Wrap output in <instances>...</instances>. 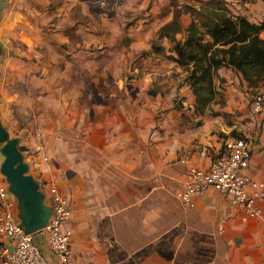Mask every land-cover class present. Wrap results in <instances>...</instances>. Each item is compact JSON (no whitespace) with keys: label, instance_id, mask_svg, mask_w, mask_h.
<instances>
[{"label":"crops","instance_id":"0c3cea01","mask_svg":"<svg viewBox=\"0 0 264 264\" xmlns=\"http://www.w3.org/2000/svg\"><path fill=\"white\" fill-rule=\"evenodd\" d=\"M148 1L124 0L108 16L112 12L101 10L97 0H0V12L7 7L9 16H16L4 20L8 35L1 38L0 32V108L10 105L8 98L20 96L17 89L26 76L50 95L48 126L40 135L44 146L41 149L31 138L32 146L22 152L27 174L38 184L55 186L70 201L73 237L68 264H264V229L256 220H244L243 212L224 195L207 191L190 206L175 197L184 187L188 167L207 168L219 153L218 131L232 127L246 133L249 123L223 125L227 106L218 105L220 115L205 112L201 124L193 126L197 117H182L191 110L159 109L149 98L150 83L162 84L176 63L163 56L164 46L176 54L192 21L199 35L204 27L194 18L196 11L211 0L198 7L184 5L181 13L169 9L167 20L157 28L162 52L156 47L153 55L150 31H142L141 43L134 41V29L125 18L133 11L146 12ZM257 2L264 10L262 0ZM18 3L32 15L62 17L67 26L48 38L38 27L19 22L24 10L12 9ZM83 16L98 18L69 23ZM174 19L178 30L161 32ZM181 31H186L182 43ZM38 71L45 73L44 85L38 83ZM261 124L258 135L251 137L257 166L264 169L258 152L264 142ZM4 129L23 146L21 135ZM38 148L45 154L36 152ZM31 152L37 155H27ZM2 160L0 154V164ZM43 186L44 204L50 207ZM8 197L17 222L32 224L34 218L21 209L19 198L11 192ZM49 217L50 212L47 221ZM36 242L43 248L41 239ZM43 254L48 264H61L47 250Z\"/></svg>","mask_w":264,"mask_h":264},{"label":"rangeland","instance_id":"374dc122","mask_svg":"<svg viewBox=\"0 0 264 264\" xmlns=\"http://www.w3.org/2000/svg\"><path fill=\"white\" fill-rule=\"evenodd\" d=\"M97 2L101 10L106 9L108 10L107 13L112 12L109 15L107 14L108 16L114 15V11L111 10H113L115 7H118L119 5L122 7L124 4V0H97ZM135 2L140 3L141 0H135ZM164 2L165 0H149L147 5L148 9L146 12H144V10L141 12L137 10L133 11L131 14L125 15L127 26H131L134 29V41L141 43L142 39H145L144 35H142V31L144 32L146 29L150 31V37L148 39L149 43H152V49L150 45L149 55H153V53H155L154 50L156 47L159 51L157 53L162 52V46L159 45L162 42V39H157V33L159 31H157V28L167 20L169 9L172 10L173 14L177 12L181 13L183 9L182 7L184 5L191 4L198 7L200 6V3L203 2V0H167L166 8L163 6ZM222 3L228 8V11L226 12L223 10L225 17L219 20L211 17V26L220 22L229 24L234 20L233 17L238 15H244L251 22L257 24L264 23V10L262 9L261 3L258 4L257 0H222ZM159 4L160 8L158 7ZM120 6L119 8H121ZM134 6H136V4L133 5V7ZM3 8L5 7H2V9ZM16 8L24 10V14L19 15L21 18L19 22L27 23L34 26L35 28L38 27L48 38H51L54 36L55 32L63 30L65 26H67L66 22H61L62 17L51 16L49 15V12L46 15H32L27 11L25 6L20 5L19 3L12 7V9ZM5 10L3 9L0 12V32H3L4 34L1 37L0 33L1 38L8 35L7 30L4 28V20L6 18L10 19L9 17H13L14 19L16 18V16H9L7 7ZM94 18L98 17H72V20L69 21V23H73L74 25L87 24L92 22ZM178 20L180 21L179 18ZM11 33H13V31H9L10 35ZM185 35L186 31L185 33L181 31L178 34V38L180 39L181 43L183 42ZM199 35L207 45L212 44V37L209 35L208 30L204 28L199 29ZM261 35L264 37V29L261 31ZM164 47L166 48H164L165 50L163 54L165 57L168 56L170 58L181 55L179 52L176 54H170L168 49L169 46L167 44ZM159 57L162 59L161 56ZM181 61H184L185 63L188 62V64L185 65L176 62L171 75L164 76L165 81H163L162 84H157L158 82L156 84L155 82L150 83L149 91L153 93H151L149 98L152 102L158 103L160 107L159 109H162L161 107L165 106V110L175 109L180 111L184 108H186V110H191V112L189 111L188 114H182V117L184 116L188 120H190V118H188L189 116L193 118L197 117L198 120L193 121L192 125L198 126L202 121L200 117L202 115L204 116L205 112L212 116L220 115L221 113H218L219 110L217 109L218 105L220 107L222 105L227 106L226 113H223V125L230 127L233 125V122L236 121L241 124L249 123L246 125V133L251 136L255 134L258 135V132L262 126L261 123H264V114L253 113L251 111V105L256 94L261 93L264 95V82L259 86H251L245 81L242 83L240 79L236 80L235 76H237V74L231 69H219L218 72H215L212 75L213 88L216 93L215 98L204 108V111L202 112L196 105V96L193 93L191 84L187 85L186 83V78L189 76L191 67H193V61L189 58L183 59ZM36 76L40 77L38 83H42L40 85H44V81H46L45 73H43V75H39L38 71L36 72ZM1 82L2 80L0 77V83ZM127 82L130 84L132 81ZM133 83L134 82H132V84ZM20 85V87L17 89L21 93L20 96L15 100L14 98H8V102L11 101L9 103L10 105H8L6 109L3 107L0 108V113L2 114V116L0 115L2 124L4 128L6 127L13 134H19L22 136L20 144L25 146L26 150H28V146H32L28 144V141H30L31 138H35L36 143H40L42 149V146H44L43 141L45 137L42 139L43 136L41 137L40 135L41 133H45L44 128L48 126L46 124L48 123L47 116L50 113L49 110L51 108V106H48V99L50 95H47L45 91L42 92L40 87H36L34 81L30 82V79L27 76L23 81L21 80ZM5 110L7 113L4 112ZM257 119H259L258 122ZM223 129L225 131L219 130L218 134H216L219 138H221L222 141V148L220 147L219 152L223 151L222 149L224 148V141L236 128L231 127L226 129V127H224ZM238 131H240V133H242V135L245 137L246 133H243L241 130ZM36 152H40V148H38ZM36 152L27 153V155H37ZM40 153L42 155L45 154L42 151ZM33 178L36 181V178ZM177 194L178 191L175 193L176 198H178Z\"/></svg>","mask_w":264,"mask_h":264},{"label":"built area","instance_id":"2783aa9c","mask_svg":"<svg viewBox=\"0 0 264 264\" xmlns=\"http://www.w3.org/2000/svg\"><path fill=\"white\" fill-rule=\"evenodd\" d=\"M251 111L264 114V95L256 94ZM237 134L241 136H228L223 151L207 168L188 167L184 187L177 196L184 206H190L207 191L219 192L243 212L244 220H256L264 229V169L257 166L251 135ZM258 151L264 165V142L258 144ZM2 176L0 173V264H48L43 249L61 264H68L73 237L69 199L55 186L45 185L50 198V217L44 227L26 233L14 216L8 183ZM42 186L39 184L40 191ZM37 239H41L43 248Z\"/></svg>","mask_w":264,"mask_h":264},{"label":"trees","instance_id":"16d2710c","mask_svg":"<svg viewBox=\"0 0 264 264\" xmlns=\"http://www.w3.org/2000/svg\"><path fill=\"white\" fill-rule=\"evenodd\" d=\"M262 2L264 3V0ZM223 10L227 12L228 8L222 0H211L204 10L196 11L194 18L198 19L201 27L209 31L212 36L211 45L201 42L196 23L192 21L183 46L177 49V53L181 55H177V58L170 57L185 65L189 60L187 63L181 60L189 58L193 61L186 83L191 84L196 96V105L202 112L215 98L212 75L219 69L226 68L239 73L243 81L251 86H259L264 82V39L260 36L264 23L257 24L244 15H238L234 16V20L229 24L220 22L211 26V17L216 20L225 17ZM178 28L179 22L174 19L163 26L161 32H175ZM172 34L174 33L171 32L170 38L174 39ZM231 134L241 136L235 131Z\"/></svg>","mask_w":264,"mask_h":264},{"label":"water","instance_id":"95a60500","mask_svg":"<svg viewBox=\"0 0 264 264\" xmlns=\"http://www.w3.org/2000/svg\"><path fill=\"white\" fill-rule=\"evenodd\" d=\"M26 148L18 145L17 139H10L0 119V154L3 160L0 164V173L8 183L9 192L20 200L21 209L30 212L34 222L23 223L26 233H32L47 223L50 207L44 204V196L39 189V184L28 173V166L24 162L22 152Z\"/></svg>","mask_w":264,"mask_h":264}]
</instances>
